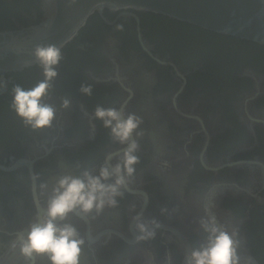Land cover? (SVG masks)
Returning <instances> with one entry per match:
<instances>
[{"label": "flooded vegetation", "instance_id": "flooded-vegetation-1", "mask_svg": "<svg viewBox=\"0 0 264 264\" xmlns=\"http://www.w3.org/2000/svg\"><path fill=\"white\" fill-rule=\"evenodd\" d=\"M44 5L0 0V30L38 25ZM130 12L94 13L61 48L44 100L56 109L49 127L33 130L10 107L14 85L28 90L44 79L39 62L0 72L7 85L0 88V264H50L44 255L26 262L17 237L61 176L97 175L109 155L112 165L122 161L128 145L94 108L125 102V118L135 114L142 123L132 135L138 163L123 196L116 207L77 209L60 222L84 240L79 264H187L207 246L200 221L211 216L236 232L240 264H264V45ZM82 84L93 85L90 97ZM141 212L149 228L153 219L160 224L153 239H136L133 217Z\"/></svg>", "mask_w": 264, "mask_h": 264}, {"label": "clouds", "instance_id": "clouds-1", "mask_svg": "<svg viewBox=\"0 0 264 264\" xmlns=\"http://www.w3.org/2000/svg\"><path fill=\"white\" fill-rule=\"evenodd\" d=\"M115 27L118 31L123 30L122 24ZM33 55L43 70L44 79L28 90L18 84L14 85L10 107L25 125L38 130L51 126L55 117V107L44 100L49 96L53 87L52 81L58 75L55 66L63 57L60 47L56 45H36ZM6 86V83L0 82V88ZM80 92L90 97L93 94V85L82 84ZM70 104V100L64 98L61 107L67 109ZM125 108L126 102L120 108H106L101 105L94 108L95 118L102 121L105 128L111 129L112 136L120 144L128 145L122 161L112 165V156L109 155L97 175L84 171L80 176L63 175L56 181L43 211L38 208L37 217L30 224L28 232L17 237L19 252L26 262L31 261L34 256L44 255L48 257L50 264H79L84 240L72 224L60 222L66 221L69 214L77 209L85 215L93 211L99 214L105 207L118 205L117 197L123 196L126 177L133 175V166L138 163V157L134 155L138 145L132 135L142 123V119L135 114H128L125 118ZM136 134L143 135L142 132ZM110 180L111 183L108 182ZM40 187L46 189L47 185L41 184ZM166 211V208L161 209L162 213ZM142 215L141 212L133 217L140 232L136 239L143 241L155 238V229L160 227L159 222L153 219L149 223L154 228H149L148 223L142 222ZM200 224L210 233L208 244L200 250H194L187 264H240L236 232L229 234L222 226H217L215 216L207 220L202 218ZM12 247H17L16 241Z\"/></svg>", "mask_w": 264, "mask_h": 264}, {"label": "water", "instance_id": "water-1", "mask_svg": "<svg viewBox=\"0 0 264 264\" xmlns=\"http://www.w3.org/2000/svg\"><path fill=\"white\" fill-rule=\"evenodd\" d=\"M44 4L46 15L38 25L0 30V72L36 62V45L61 49L90 16L104 10L162 14L264 45V0H44Z\"/></svg>", "mask_w": 264, "mask_h": 264}]
</instances>
